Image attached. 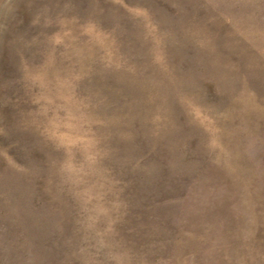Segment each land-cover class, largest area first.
Returning a JSON list of instances; mask_svg holds the SVG:
<instances>
[{
    "label": "rangeland",
    "instance_id": "obj_1",
    "mask_svg": "<svg viewBox=\"0 0 264 264\" xmlns=\"http://www.w3.org/2000/svg\"><path fill=\"white\" fill-rule=\"evenodd\" d=\"M0 264H264V0H0Z\"/></svg>",
    "mask_w": 264,
    "mask_h": 264
}]
</instances>
